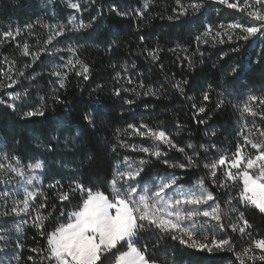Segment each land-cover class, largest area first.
I'll return each instance as SVG.
<instances>
[{"label": "snow or ice", "instance_id": "obj_1", "mask_svg": "<svg viewBox=\"0 0 264 264\" xmlns=\"http://www.w3.org/2000/svg\"><path fill=\"white\" fill-rule=\"evenodd\" d=\"M207 2L225 5L243 13L247 23L217 25L222 31L215 30L212 24H204V31L195 37L197 51L201 44L224 43L225 38L228 42L243 41L249 47H252L250 41L253 38L264 42V0ZM150 3L151 0H142L140 7L127 11H121L113 3L108 11L121 17L135 15L143 19ZM96 4L97 0H69L68 6L81 15L79 18L73 15L67 24L57 22L44 25L48 35L38 51H30L27 41L23 44L17 42V47L21 49L20 55L29 58L30 62L17 69L15 60L9 63L5 58L7 68L0 67V77L6 78L0 79V104L16 112L17 103L21 106L27 103L32 89L36 88L37 102L21 113L22 120L52 119L50 113L55 112L57 104L64 105L67 110L71 102L56 93L65 88L69 74L74 73L83 82L92 79V65L81 58V45L77 41L92 38L87 30L103 15V9L97 6L95 15H90L87 22L82 14ZM174 5L167 19L175 23L199 24L205 14L201 11L205 9V0H174ZM34 27L29 24L24 28L2 31L0 37L3 39H0V43L16 40L25 28L31 31ZM139 41L144 44L145 37L140 36ZM105 45L107 51L111 52L116 41L109 44L105 40ZM138 50L152 62L160 59L159 45L152 48L145 45L143 49L138 46ZM182 51L186 53L184 60H187L188 67L193 69L192 58L187 55L188 48L183 47ZM231 51L240 53V46ZM65 52L71 53L67 59L59 55ZM228 55V52H223L220 59ZM53 59H58L60 63L52 64L47 75L55 78L56 87L50 89L51 96L39 95L41 89L37 87L38 77L43 73L26 76V71L37 62L45 65ZM255 66L264 72V43L259 51L253 49L241 55L240 61L229 65L227 70L222 68L225 75L219 87L209 85L208 90H202L201 105L192 104L196 110L195 115L207 116L206 119L197 120V124H208L212 119L207 115L205 103L210 100V92H215L217 97L215 110H223L229 105L234 109L238 114L237 123L242 125L236 133L238 139L234 151L220 149L211 140L207 144L188 142L181 146L160 125L149 126L143 122L139 125L128 124L124 130H115L116 142L111 144V151L115 153L120 148L143 155L139 158L126 155L115 160L109 173L110 179L105 178L103 181L107 192L96 186L98 181L92 182L91 186L81 182L80 172H74L65 182L67 190H64L65 183L55 178L45 185L44 180L49 179L50 170L46 158L25 162L14 150L0 147V185L4 186L0 189V233H6L0 235V264L18 261L15 250L24 245L17 240L13 246H9L8 241L13 234L23 232L29 221L46 242L44 247L31 249L36 254L27 257L31 264H175L167 253L169 241L210 255L232 253L238 264H264V235L255 230L245 211L241 210L253 208L264 215V91L259 94L252 92L243 79ZM111 67L116 70L118 66L113 63ZM160 68L163 70V64H160ZM135 69V63H124L119 65V70L112 76L117 85L111 90L112 95L122 101L123 105L136 103L135 99L125 98L128 94L137 98L141 95L158 98L162 94L163 85L157 89L151 84L145 85L142 78L134 79L129 72ZM135 74L142 75L138 72ZM25 80L29 87H24ZM165 80L171 90L181 96L185 95L188 79H175L173 74L171 79L166 76ZM14 86H19L22 91H17ZM97 89L103 91L104 85L97 84L93 91ZM229 97L239 99L234 101ZM91 106L97 112L105 108L98 100L91 102ZM144 107L147 109L149 105L145 104ZM82 119L83 133L78 130L74 136L65 137V147L76 145L77 140L82 141L84 134L95 131L96 120L91 111L84 112ZM56 126L63 128L61 123ZM177 127H180L178 123ZM128 129L132 130V135L147 138L152 147L129 144L126 139H120L121 131L127 132ZM205 135L216 136V132H206ZM54 140L58 142L59 136ZM46 150L53 151L51 143ZM211 150H215V157L210 155ZM172 151L183 154V162L173 161L169 156ZM153 161L158 164L154 165ZM158 166L163 170L153 174V169ZM190 170H193L191 174L203 171L205 175L192 181ZM178 171L184 175H178ZM209 185L218 191L210 190ZM44 187L58 189L54 198L61 204L60 208H57L56 203L49 206V197L44 193ZM220 193L227 199H218ZM38 197L42 199L38 201ZM65 202L76 210L66 213L63 207ZM48 227H51V231ZM228 230L238 233L237 239L242 241L239 250L233 237L228 235ZM161 253H164L163 256Z\"/></svg>", "mask_w": 264, "mask_h": 264}, {"label": "trees", "instance_id": "obj_2", "mask_svg": "<svg viewBox=\"0 0 264 264\" xmlns=\"http://www.w3.org/2000/svg\"><path fill=\"white\" fill-rule=\"evenodd\" d=\"M68 2L69 0H0V32L7 31L9 28L35 25L31 31L25 28L16 40H4L3 43H0V67L7 68L5 58L9 63L15 60L17 69L25 63H29V58L20 55L21 49L17 47V42L23 44L24 41H27L30 51H38L48 35V29L44 25L57 22L67 24L73 15L79 18L81 14L71 9ZM113 3L121 11H127L140 7L142 0H97L96 5L82 14L87 22L90 15H95L97 6L103 9V15L97 19L92 28L87 30L88 33H91L92 38L77 41L81 45L79 50L81 58L92 65V79L83 82L74 73H70L65 88L59 89L56 93L62 99L71 102L67 110L64 105L57 104L55 112L50 113L52 119L22 120L21 113L27 111L31 105L37 102L36 88L32 89L27 103L23 106L19 102L17 103L16 112L6 105L0 104V147H6L9 151L14 150L15 154L25 162L30 160L35 162L37 159L46 158L50 170L49 179L44 180L45 185L50 183L52 178L65 183L74 172H80L81 182L89 183L91 186L92 182L98 181L96 186L107 192L103 181L105 178L110 179L109 173L115 160L126 155L136 158L143 155L142 153H132L128 149L117 148L115 153L111 151V144L116 142L115 130L118 128L124 130L128 124L139 125L143 122L149 126L160 125L181 146L188 142L197 145L207 144L211 140L220 149L235 150V143L238 139L236 133L242 125L237 123L238 114L234 109L229 105L223 110H215L214 105L217 97L215 92H210V100L205 103H207V115H210L212 119L208 121V124H197V120L206 119L207 116L205 114L195 115L196 110L192 108V104L201 105L202 90H208L209 85L213 88L219 87L221 78L225 75V72L221 71L222 68L227 70L229 65L240 61L241 55H246L253 49L259 51L264 42L253 38L250 41L252 47H249L243 41L228 42L225 38L224 43L201 44L197 51L195 37L204 31V24H212L215 30L222 31L217 28V25L244 23L246 20L243 18L244 14L225 5L209 4L205 0V9L201 10L205 14L201 17L199 24H182L167 19V16L172 14V8L175 7L174 0H151L148 12L145 13L143 19H138L135 15L121 17L109 12L108 8ZM37 21L39 23H36ZM77 22L79 21L77 20ZM137 25L140 27L138 28ZM140 36L145 37L144 44H140ZM0 39L3 38L0 37ZM105 40L109 44L113 40L116 41V46L111 52L107 51ZM145 45L148 48L159 45L161 51L158 61L152 62L150 58L146 59L141 54L138 46L139 49H143ZM238 45L240 53L232 52L231 49ZM183 47L188 48L187 55L192 58L193 69H190L187 60H184L186 53L182 51ZM169 49L176 50L169 51ZM223 52H228L229 55L221 60L220 56ZM59 55L67 59L71 53L65 52ZM41 59L45 60V57L41 56ZM200 60H203V63H200ZM54 63H60V61L53 59L45 65L37 62L26 71V76L32 73H43L41 77H38L37 87L41 89L39 95L51 96L50 89L56 87L55 78H50L47 75V70ZM113 63L118 66L116 70H119L121 64L135 63L136 69L129 72L134 79L142 78L145 85L151 84L157 89L163 85V89H167V91L162 89V94L158 98L142 95L137 98L128 94L125 98L135 99L136 103L123 105L122 101L114 97L111 91L117 86L112 80L116 71L111 67ZM160 64H163V70H161ZM137 72L142 75L136 76ZM173 74L175 79H188L189 84L185 86L184 96L171 90L170 84L165 80L166 76L171 79ZM0 79L6 78L0 77ZM243 79L247 88L252 92L259 94L264 91V87H262L264 86V72L259 69V66H255L253 71ZM97 84H103L104 90L93 91L97 88ZM14 87L17 91H22L19 86ZM24 87H29L27 80L24 81ZM81 89L84 90L81 91ZM189 97L193 99H189ZM229 99L235 101L239 97H229ZM97 100L105 106L101 112H97L91 106V102ZM145 104L149 105L147 109L144 107ZM86 111L93 113L96 120L95 131L84 134L82 141L77 140L76 145L65 147L63 144L65 137L74 136L78 130L83 133L82 117ZM257 122L259 123V121ZM57 123L63 124V128L57 127ZM212 131L216 132V136L205 135L206 132ZM57 136H59L58 142L54 140ZM120 139H126L129 144L152 147V143L147 138L132 135L131 129H128L127 132L121 131ZM16 141L19 143L17 144ZM50 143L53 148L52 152L46 150ZM210 155L215 157V150H211ZM169 156L173 161L183 162L181 153L172 151L169 152ZM153 164L157 165L158 162L153 161ZM62 165L66 167H62ZM162 170V167L158 166L153 169V174ZM192 171H189L192 181L196 180L198 176L205 175L203 171L191 174ZM177 174L184 175L180 171ZM3 187L0 185V189ZM209 188L212 191H218L214 186L209 185ZM64 190H67V183H65ZM43 191L49 197V206L56 203L57 208L61 207V204L57 203L54 198L58 189L44 187ZM40 199L42 198L38 197V201ZM218 199L223 201L227 197L220 193ZM63 207L66 213L76 210L68 206L66 202ZM241 210L245 211L246 217L255 226V230H258L260 235H264V215L253 208ZM48 230L51 231V227H48ZM0 235H6V233H0ZM228 235L233 237V242L236 243L237 250H239L242 241L237 239L238 233L228 230ZM218 238H220L219 234ZM17 240L24 247L15 250V255L19 259L18 261L13 260L12 264H31L27 257L36 255L31 252V249L44 247L46 243L44 238L39 235V231L31 226L30 221L28 225L24 226L23 232L12 235L8 241L9 246H13ZM167 253L175 261V264H238V261H234L232 253L223 252L210 255L186 248L175 241L168 242ZM163 254L161 253V256Z\"/></svg>", "mask_w": 264, "mask_h": 264}, {"label": "rangeland", "instance_id": "obj_3", "mask_svg": "<svg viewBox=\"0 0 264 264\" xmlns=\"http://www.w3.org/2000/svg\"><path fill=\"white\" fill-rule=\"evenodd\" d=\"M241 2H242V0H241ZM235 23H240V22H235ZM247 23V20H245V22L244 23H242V24H246Z\"/></svg>", "mask_w": 264, "mask_h": 264}]
</instances>
